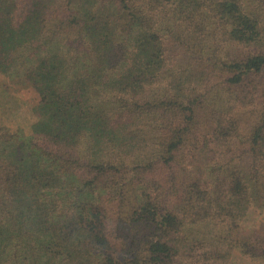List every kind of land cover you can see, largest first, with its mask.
I'll list each match as a JSON object with an SVG mask.
<instances>
[{
    "label": "trees",
    "instance_id": "1",
    "mask_svg": "<svg viewBox=\"0 0 264 264\" xmlns=\"http://www.w3.org/2000/svg\"><path fill=\"white\" fill-rule=\"evenodd\" d=\"M31 1L0 0V72L38 95L33 136L0 126V264L264 261V234H239L264 198L255 13L242 0ZM211 144L203 181L193 161Z\"/></svg>",
    "mask_w": 264,
    "mask_h": 264
},
{
    "label": "rangeland",
    "instance_id": "2",
    "mask_svg": "<svg viewBox=\"0 0 264 264\" xmlns=\"http://www.w3.org/2000/svg\"><path fill=\"white\" fill-rule=\"evenodd\" d=\"M19 7H23L25 3L32 2L31 0H16ZM247 9L255 13V17L259 20L261 27L264 29V0H242ZM56 3H67V0H57ZM72 9V6H70ZM188 57V56H187ZM186 59V57H184ZM183 60V59H181ZM198 61L196 59L191 61L183 60L182 64L178 67L182 71L185 70V65H190ZM189 64H187V63ZM187 74H190L188 72ZM188 77V75H187ZM190 83H194V79H189ZM219 87L222 88L221 84ZM38 95L31 84L23 77L10 79L0 72V126L7 128L13 133L21 137L29 138L33 136L32 128L37 122V116L34 113V108L37 104ZM249 118V116H248ZM242 119L247 121V117L243 116ZM216 146L212 145L204 148L195 155L193 161V168L191 176L201 177L203 181H208L214 176L211 172L213 161L215 157ZM217 162V161H216ZM239 234L243 237H256L264 234V198L254 203L245 216ZM227 264H264L262 260H254L247 256L242 255L238 250L231 253Z\"/></svg>",
    "mask_w": 264,
    "mask_h": 264
}]
</instances>
